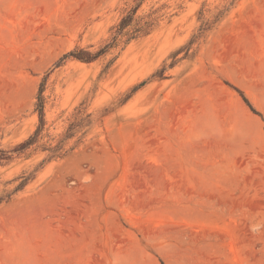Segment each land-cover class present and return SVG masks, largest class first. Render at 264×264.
Returning a JSON list of instances; mask_svg holds the SVG:
<instances>
[{
    "label": "rangeland",
    "instance_id": "rangeland-1",
    "mask_svg": "<svg viewBox=\"0 0 264 264\" xmlns=\"http://www.w3.org/2000/svg\"><path fill=\"white\" fill-rule=\"evenodd\" d=\"M45 77L0 264H264V0H0V149Z\"/></svg>",
    "mask_w": 264,
    "mask_h": 264
},
{
    "label": "trees",
    "instance_id": "trees-1",
    "mask_svg": "<svg viewBox=\"0 0 264 264\" xmlns=\"http://www.w3.org/2000/svg\"><path fill=\"white\" fill-rule=\"evenodd\" d=\"M132 20V17L128 16L126 18H123L119 24V28H118V33L120 34L122 32V30L128 26L130 24ZM106 47L104 49L99 50L98 52L92 54L86 51H82L79 50L78 52H69L67 54H64L55 64L54 67H58L60 66V64L62 62H64L65 59L69 58V57H74L76 59H79L81 61L84 62H91L92 60H95L96 58H98L101 54L104 53ZM45 81H46V77L42 79L41 83L39 84L38 87V92H37V96H36V102H35V111L38 114V121H39V125L36 128V130L34 131L33 135L30 136L27 140L17 144L13 149L11 150H2L0 149V166L4 165L5 163L9 162L12 158L13 155H22L25 152H27L29 150V148H31L34 144L37 143L39 136L43 130L44 127V99L42 96V93L44 91V85H45ZM245 100V99H244ZM246 103L247 100H245ZM72 136V134H69L67 136V138H70ZM60 146H55L52 150H50L51 153H57L60 150ZM54 155V154H53ZM62 154H60L59 156H57L58 158L61 157ZM21 181L20 183L16 186V188L14 189V191L12 193L7 194L5 197L0 198V204L4 203V202H8L11 198V196L19 191L20 189H22L27 182L31 179L30 177H21L20 178Z\"/></svg>",
    "mask_w": 264,
    "mask_h": 264
}]
</instances>
